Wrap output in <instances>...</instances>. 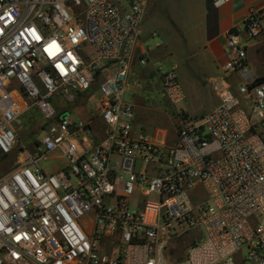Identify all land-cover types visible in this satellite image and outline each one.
Segmentation results:
<instances>
[{
  "label": "built area",
  "instance_id": "built-area-1",
  "mask_svg": "<svg viewBox=\"0 0 264 264\" xmlns=\"http://www.w3.org/2000/svg\"><path fill=\"white\" fill-rule=\"evenodd\" d=\"M148 1L0 0V153L19 145L31 106L45 123L0 177V264H264V74L248 61L264 0L224 35L208 113L178 108L177 70L157 69L175 106L170 145L136 126L125 98ZM64 99L91 102L88 118ZM51 153L65 161L53 171Z\"/></svg>",
  "mask_w": 264,
  "mask_h": 264
},
{
  "label": "rangeland",
  "instance_id": "rangeland-1",
  "mask_svg": "<svg viewBox=\"0 0 264 264\" xmlns=\"http://www.w3.org/2000/svg\"><path fill=\"white\" fill-rule=\"evenodd\" d=\"M207 2L208 0H152V10L148 14L146 13L143 34V41L146 46L155 47L157 43H161L165 51L167 50L168 53L158 60V64L162 65L163 68H174L178 71L180 83L185 94H190L192 103L198 106L201 113L206 112V107L210 99L207 98L204 101L196 98L193 93L195 91H203L201 88L204 89V86L200 87L191 83L190 77H187L188 73L185 72L182 62H184L185 58L193 57L191 61L194 64L193 71L198 76L203 77L204 71L202 67H196V63L201 58L203 51V45L199 36H196V33L206 27L208 21ZM155 31L157 35L153 37L152 33ZM248 43L250 45L248 61L252 69L257 74H264V42H262L261 38H256L249 40ZM195 49L197 50L195 51ZM187 70L190 73L191 69ZM208 87L209 85L205 86L207 92ZM96 90L97 87L90 89L83 96L93 94ZM132 90L133 88L127 91L125 98L134 102L131 97ZM57 94L54 95L53 102ZM143 95L141 94V96ZM207 95L209 96V94ZM151 96H154L158 100V105L163 109H170V104L162 96L160 89H155L153 94L151 92L146 93L144 98L146 99ZM185 101L186 99L178 104V108H181ZM202 101L203 104H201ZM211 102H214V99ZM146 104L151 105L152 103L148 102ZM60 107L64 108L69 115L86 119L90 114L92 104L87 100L71 102L64 99L61 101ZM173 107L175 106L173 105ZM23 115L17 125L19 145L21 146L23 144L25 147L33 149L35 141L39 140L44 134V131L41 129V115L35 106H31ZM157 124L158 126H165L164 123L158 122ZM136 126H142L145 130L147 128L142 123H136ZM19 145L10 154L3 155L0 153V177L15 166L19 158ZM55 155L56 153H51L48 162H41L50 171L60 168L65 164L64 159L51 160Z\"/></svg>",
  "mask_w": 264,
  "mask_h": 264
},
{
  "label": "crops",
  "instance_id": "crops-1",
  "mask_svg": "<svg viewBox=\"0 0 264 264\" xmlns=\"http://www.w3.org/2000/svg\"><path fill=\"white\" fill-rule=\"evenodd\" d=\"M262 4L263 0H227L215 5L214 0H208V21L206 27H204L202 31L196 33V36H199L203 45L202 56L198 59L196 67H202L204 71L203 77L198 76L196 72L193 71L194 64L191 63L193 57L185 58L182 65L185 72L188 73L187 77H190V81L193 85L200 87L204 86V89L201 88L203 91H195L193 93L196 98L204 101L209 98L210 101L206 107V112L201 113L198 106L192 103L190 94L186 93V101L183 106H181L183 110L192 115H203L212 110L219 103V98L214 91L213 84L220 78L222 74V65L225 61L224 35L230 28L242 26L243 17L250 7L261 6ZM152 6V0H149L146 7L147 14L152 10ZM261 40L264 42V38H261ZM145 45L143 41L142 46L138 49L137 58H135L132 63L133 75H131V78L139 81L138 85L132 87L133 90L131 92V97L136 107V123L144 124V126L147 127L146 130L142 126H139V128L144 129L152 139L165 141L169 145L174 144L177 141V129L171 113L175 111V107L167 100L170 104V109H163L158 105V100H156L154 96L146 99L144 98L146 93L148 94L151 92V94H153L155 89L159 90L161 88L157 69L162 67V65L158 64V60L164 57L168 52L167 50L165 51L161 43H157L155 47L152 46L148 62L145 65H141L138 58L141 57ZM196 50L197 49H195V51ZM187 69H191V74ZM207 83L209 85V89H207L208 92L205 88V86H208ZM206 93L209 94V96ZM141 94L144 95L141 96ZM213 99L214 102H211ZM148 102L152 104H146ZM201 104H203V101ZM158 122L164 123L165 126H158ZM99 124H102V122H99ZM158 130H161V133H159Z\"/></svg>",
  "mask_w": 264,
  "mask_h": 264
},
{
  "label": "trees",
  "instance_id": "trees-1",
  "mask_svg": "<svg viewBox=\"0 0 264 264\" xmlns=\"http://www.w3.org/2000/svg\"><path fill=\"white\" fill-rule=\"evenodd\" d=\"M23 116H24V115H23ZM41 120H42V119H41ZM44 128H45V123H43V121H42L41 129L44 130Z\"/></svg>",
  "mask_w": 264,
  "mask_h": 264
}]
</instances>
